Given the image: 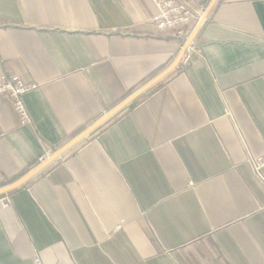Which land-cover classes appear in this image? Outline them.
Returning a JSON list of instances; mask_svg holds the SVG:
<instances>
[{"label":"crops","instance_id":"1","mask_svg":"<svg viewBox=\"0 0 264 264\" xmlns=\"http://www.w3.org/2000/svg\"><path fill=\"white\" fill-rule=\"evenodd\" d=\"M157 12L0 0V76L38 83L29 124L0 96V187L175 62L186 39ZM199 31L191 66L0 195V264H264V0H218Z\"/></svg>","mask_w":264,"mask_h":264},{"label":"built area","instance_id":"2","mask_svg":"<svg viewBox=\"0 0 264 264\" xmlns=\"http://www.w3.org/2000/svg\"><path fill=\"white\" fill-rule=\"evenodd\" d=\"M156 3L158 12L151 17V23L162 32H171L179 38L185 37L190 34L189 28L202 17L206 10V5H199L192 0H153ZM201 47L195 43L190 45L188 50L182 56L181 64L184 67L192 64L194 55H201ZM38 87V83L29 82L18 74L4 73L0 76V96H9L13 102L14 109L19 116L20 124H29L32 118L29 110H27L24 96L27 92L34 90ZM40 157V160L52 155L50 151ZM257 175L264 180L262 174V167L264 166V156L257 158H250ZM34 264H44L40 256L34 260Z\"/></svg>","mask_w":264,"mask_h":264},{"label":"water","instance_id":"3","mask_svg":"<svg viewBox=\"0 0 264 264\" xmlns=\"http://www.w3.org/2000/svg\"><path fill=\"white\" fill-rule=\"evenodd\" d=\"M217 2H218V0H211L209 5L207 6L206 10L204 11L202 17L195 23V26L191 30V33L186 38V40L183 44V48L181 49V52L178 55V57L175 59L174 63H172L169 67H167L166 70H164L160 74L156 75V77H154L153 80L149 81L148 83H146L145 85L140 87L139 90L135 91V93H133L132 95L125 98L124 101H122L119 104H117L116 106H114V108L111 109L108 113H106L103 116H101L100 118L96 119V121L92 125L88 126L84 130H82V132L80 134H78L72 140L67 142V144H65L61 148L57 149L56 151H54L51 156L40 161L37 166H35L33 169H31L30 171L25 173L22 177L11 182L9 185L0 187V195L10 193V191L24 186L28 180H30L31 178H33L34 176L39 174V172L41 170H43L46 166L51 164L54 160H56L57 158L62 156L66 151H68V149H70L71 147H73L74 145H76L77 143L82 141V139L86 138V136H88L90 133L94 132L97 128H99L100 126L105 124L106 121H108L115 114H117L121 110H123L127 104L132 102L134 99L138 98L139 95L146 92V90H148L150 87H152L153 84H155L158 81H160L161 79L165 78L169 72H171L173 69H175L182 62L181 61L182 56L188 50L190 45L195 41L196 36L200 32L199 30L204 25V23L207 21L210 12L214 8V6L217 4Z\"/></svg>","mask_w":264,"mask_h":264},{"label":"rangeland","instance_id":"4","mask_svg":"<svg viewBox=\"0 0 264 264\" xmlns=\"http://www.w3.org/2000/svg\"><path fill=\"white\" fill-rule=\"evenodd\" d=\"M190 29H191V28H189V30H190ZM190 31H191V30H190ZM190 33H191V32H190ZM182 39H185V37H183ZM192 61H193V60H192ZM191 65H192V64H191ZM191 65H190V66H191ZM187 67H189V66H187ZM187 67H185V68H187Z\"/></svg>","mask_w":264,"mask_h":264}]
</instances>
